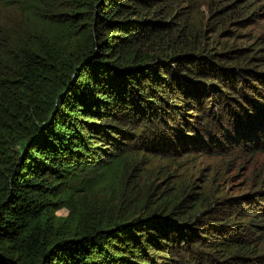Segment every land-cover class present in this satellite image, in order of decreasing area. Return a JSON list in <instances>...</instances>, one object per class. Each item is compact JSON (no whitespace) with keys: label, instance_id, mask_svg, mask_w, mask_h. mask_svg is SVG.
Here are the masks:
<instances>
[{"label":"trees","instance_id":"trees-1","mask_svg":"<svg viewBox=\"0 0 264 264\" xmlns=\"http://www.w3.org/2000/svg\"><path fill=\"white\" fill-rule=\"evenodd\" d=\"M192 2L0 0V264H264V197L192 178L264 147L254 45L212 50Z\"/></svg>","mask_w":264,"mask_h":264},{"label":"rangeland","instance_id":"rangeland-1","mask_svg":"<svg viewBox=\"0 0 264 264\" xmlns=\"http://www.w3.org/2000/svg\"><path fill=\"white\" fill-rule=\"evenodd\" d=\"M193 1L198 2V4L192 2L194 6H198L194 26L203 28L205 35L203 39L208 42V46L212 45V50L219 51V45L221 46L222 42H233L240 46H245L247 43L251 47V44L254 45L249 62L238 65L248 66L247 71L241 72V81L244 85L246 83L247 86L249 81L259 82L253 91L260 94L256 103L264 104V0ZM209 1L212 3L208 4ZM225 7L226 9L219 16H211V13L215 11L213 8L217 10ZM198 10L201 12L199 13ZM235 15H238L236 19L231 17ZM173 18L175 19V15ZM249 69H256V73L248 72ZM250 78L252 79L249 80ZM234 97L241 101L240 97ZM234 97H225L223 93L215 91L211 93L212 99L209 98V102L212 103L210 109L202 106V110L204 112L210 110L213 113H216L217 109L221 110V116L225 120V111L230 108V104L236 103ZM203 105L207 106V101ZM213 125H216L214 121L208 123L206 127L212 129ZM197 127H199V132L205 130H202L200 126ZM205 136L209 139L206 134ZM218 153L214 155L202 151L195 152V168H192V178L197 184H206L211 189L216 186L218 192L221 190L224 195L231 196L230 200L233 203L251 200L242 197L246 193L257 198L264 197V183H261L259 178L264 174V147L253 152L227 149ZM185 165L188 168L187 162Z\"/></svg>","mask_w":264,"mask_h":264},{"label":"bare ground","instance_id":"bare-ground-1","mask_svg":"<svg viewBox=\"0 0 264 264\" xmlns=\"http://www.w3.org/2000/svg\"><path fill=\"white\" fill-rule=\"evenodd\" d=\"M254 127V125H252Z\"/></svg>","mask_w":264,"mask_h":264}]
</instances>
